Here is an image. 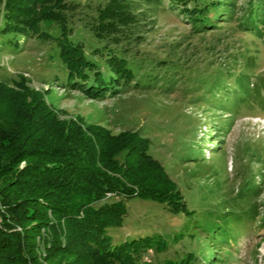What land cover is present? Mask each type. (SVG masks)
Segmentation results:
<instances>
[{
	"label": "rangeland",
	"instance_id": "obj_1",
	"mask_svg": "<svg viewBox=\"0 0 264 264\" xmlns=\"http://www.w3.org/2000/svg\"><path fill=\"white\" fill-rule=\"evenodd\" d=\"M66 1L75 5L66 14L69 37L82 41L89 57L105 70L93 50L105 53L107 44L132 63L136 80L151 79L154 87L134 88V79L117 95L91 99L64 87L66 72L54 41L2 32L0 81L22 76L61 117L149 137L150 153L175 181L189 211L173 213L165 204L132 197L125 201L121 226L108 229L112 243L161 236L168 247L149 250L143 257L149 264L179 262L189 252L196 256L189 264H210L214 249L218 258L211 264H264V100L253 89L240 92L234 82L242 71L256 85L264 77V33L257 37L239 25L248 0H237L232 18L217 19L211 11L215 28L198 33L168 0H130L135 20L103 38L94 34L96 16L110 0ZM41 28L59 35L51 21ZM179 233L183 237L176 239Z\"/></svg>",
	"mask_w": 264,
	"mask_h": 264
},
{
	"label": "trees",
	"instance_id": "obj_2",
	"mask_svg": "<svg viewBox=\"0 0 264 264\" xmlns=\"http://www.w3.org/2000/svg\"><path fill=\"white\" fill-rule=\"evenodd\" d=\"M168 2L198 33L215 28L211 11L217 19L232 18L237 0ZM130 4V0H110L98 8L95 36L103 38L105 32H117L132 23L135 14ZM74 8L66 0H0V32L36 34L54 41L66 72L64 87L80 90L91 99L119 94L136 78L132 63L107 44L102 46L105 53L93 50L105 70L89 57L83 42L69 37L66 14ZM241 18V29L262 37L264 0H248ZM45 21L55 23L59 35L44 31L41 23ZM238 74L242 78L234 80L236 88L248 94L253 89L264 100V77L256 85L245 71ZM141 80L133 87H154L151 79ZM150 146V138L138 130L114 134L78 116L61 117L22 76L11 83L0 81V264H149L144 255L149 250L164 251L165 239L147 235L113 244L108 229L121 226L125 201L132 197L165 204L173 213H189L184 196L150 153ZM182 237L183 233L175 236ZM215 252L208 263L218 258ZM195 260L189 252L179 262L163 264Z\"/></svg>",
	"mask_w": 264,
	"mask_h": 264
}]
</instances>
